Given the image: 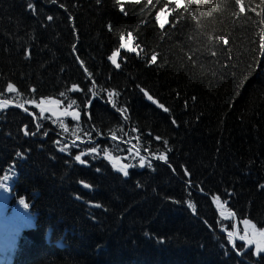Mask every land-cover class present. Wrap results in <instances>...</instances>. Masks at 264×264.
<instances>
[{"label":"trees","instance_id":"1","mask_svg":"<svg viewBox=\"0 0 264 264\" xmlns=\"http://www.w3.org/2000/svg\"><path fill=\"white\" fill-rule=\"evenodd\" d=\"M121 3L124 12L116 0H0V90L12 82L20 93H5L12 104L0 111V264H264L235 235L242 218L264 227V0H242L244 14L234 0H196L198 8L166 15L163 29L156 0ZM128 33L139 54L121 49L117 68L109 56ZM73 84L83 89L67 93L79 122L40 118L25 103L63 100ZM101 88L119 93L127 120ZM110 130L131 143L111 140ZM85 132L119 164L138 165L124 159L136 145L152 166L124 176L103 152L80 164L74 156L93 146Z\"/></svg>","mask_w":264,"mask_h":264},{"label":"snow or ice","instance_id":"2","mask_svg":"<svg viewBox=\"0 0 264 264\" xmlns=\"http://www.w3.org/2000/svg\"><path fill=\"white\" fill-rule=\"evenodd\" d=\"M135 3L139 4L141 3V0H134ZM213 2H215V0H213ZM234 2L238 5V8L240 10V14H244L246 12V8L244 7L242 0H234ZM51 3L55 4L57 3V0H51ZM116 3L118 5H120V11L124 12V6L121 3V0H116ZM157 5L159 6V11H157L155 19L157 22H159V25L161 27V29H163L165 27V23H166V15H172L174 12L183 9L184 12H190V6L194 5L198 8L199 4L196 3V0H156ZM147 4L148 5H153V0H147ZM61 8H64L63 4H60ZM28 8L30 10H34V5L33 4H28ZM47 19L49 21H51L53 19L52 16H48ZM71 19V17H70ZM174 19H178V18H174ZM262 23H264V21H262ZM111 27V26H109ZM262 36H264V33H262ZM134 37L132 36V33H128L127 34V38H125L124 34H121L120 36V44H119V48L114 51L110 56H109V60L111 61V63L113 65H115L117 68L120 67V64L117 62V58L120 55V50L124 49L128 52H133V53H138V48L139 45L137 46H133L132 41H133ZM216 39L219 42H222L224 45L228 44V39L224 36H218L216 37ZM260 47L262 49H264V42L261 43ZM74 50H75V45L73 46ZM213 55H215V53H213ZM30 58V52L26 51L25 52V59H29ZM77 59L79 60V57H77ZM157 61V54H152L150 57V62L151 63H155ZM81 66L84 67V62L80 61ZM84 71L85 73H87L88 77L90 80H92V88H89V92L92 93L93 97H96L99 95L98 92H96L94 89L96 88L95 85V81L94 79H92V73L88 72V69L86 67H84ZM32 92H35L36 90L33 88L31 89ZM76 91H83L82 88H80L79 85L77 84H73L71 85V87L69 89H66L65 92H60L59 96L64 98L62 99H53V98H45V97H41L39 98V101L37 102L35 99L32 100H27L25 101V103L27 104H32L34 105V107L36 109H39V116L40 118H46L44 116L45 112H50L52 113V115H57V118L59 119V117H71L72 120L79 122L81 119V109H80V105L77 104V101L75 99H72L71 97H69L67 95L68 92H76ZM101 91L106 92L107 93V97H108V102L112 104V106L114 108L117 109V111H119L121 113V115L123 116V118L125 120L128 119L126 113H127V109L126 108H117L116 105V101L113 99L114 97L118 96L119 93L115 92L114 90H107V89H103L101 88ZM142 92H144V95L147 97L148 100L152 101L153 103H157L158 101L154 100L153 96L150 95L146 90L141 89ZM5 93H9V94H17L19 95V91L17 86L12 83V82H7L6 84V88L0 90V111L6 110L10 104H12V101L8 98L5 97ZM194 99V98H193ZM66 106L63 108L62 111H59L60 106L62 104H65ZM92 104V100L88 99L85 102L84 105V109H85V115L89 116V119H91V116L89 113H87L86 109L89 108ZM45 105H51L53 107H45ZM16 107L22 108L25 112H28V109L24 107V104L22 103H17L15 105ZM158 106L160 108H162L165 112L169 111L167 108L164 107V105L162 104H158ZM36 115V114H33ZM173 123H175V121H173ZM40 125L37 124L36 125V129L37 131H39L40 129ZM60 127L63 128V130L65 132L69 131L68 126L64 123L63 120H60ZM77 128H79V123L77 124ZM82 131V129H79ZM122 131V129H121ZM133 131H136V129H133ZM111 132V140L113 141H117L120 140L122 143H131V141H124L122 140V138L118 137L116 134L115 130H110ZM75 134V133H74ZM86 136L89 137V144H92L93 146L89 147L86 151H81L80 154L75 155L74 156V160L79 162L82 165H87V161L82 159L83 156H95V155H99L101 152H103V158L108 159L110 162L113 163V167L116 168L117 171L121 172L124 176H128V169L131 167H136L139 166L141 168L145 167L146 165L148 167H151V160H146V158L144 156H142L140 154V148L137 147L136 145H132L131 147L125 149L124 151H127V153L129 154L128 156L124 157V159H128L129 157L132 158H138V165H133V164H119L120 161V157L118 156H113L107 148L101 149L99 145H95L94 141L91 139V133L89 132H85L84 133ZM24 135H36V132H29L27 126H25L24 129ZM45 135H47V133H45ZM125 135H127V133H125ZM137 140H139V137H136ZM155 139L160 140V137H156ZM76 140H81V137L79 135H76ZM76 140H74L72 142L73 146L78 147V145L76 144ZM81 142H83L81 140ZM57 143H59V141H57ZM163 143L165 145H167V141H163ZM69 146L65 145L64 147L60 148L61 152H65L68 151ZM133 149H135V153L133 154ZM144 151H148L147 148L144 149ZM18 157L21 156V153H17L16 154ZM152 158L157 159V160H162L165 163H168L167 160V155L165 153H160L159 155H156L155 152L151 153ZM117 165H119L117 167ZM170 166V165H169ZM97 171H100L99 169H97ZM187 174V173H186ZM9 176L8 175H4L3 176V180L4 181H8L9 180ZM0 187H5V185L3 183H0ZM85 188H89L90 185L89 184H84ZM261 188H264V185H260ZM220 200L219 196H215L213 197V201L214 202H218ZM20 203L24 205L25 208L28 207V205L23 201L20 200ZM226 203V202H225ZM99 205H97L98 207ZM189 207H192L191 204H189ZM220 215L222 217H224L225 219H228V217L225 216L224 212L221 211ZM230 216H234L235 213H229ZM239 223H241L244 227H243V235H240L239 232L237 231L235 233L236 237L240 240V241H244L245 243L241 246L245 251L248 250L249 246H253L254 245V250H253V255L254 256H260L261 254H264V227L262 228H257L256 224H254L250 219L248 218H242ZM232 227L235 229L237 228L236 224H233ZM251 229V231L249 230ZM227 236H228V241L229 243L232 245V247L235 249L236 247V243H235V239L234 237V232L233 231H228L227 232ZM238 255H242L243 253L241 251H237Z\"/></svg>","mask_w":264,"mask_h":264},{"label":"rangeland","instance_id":"3","mask_svg":"<svg viewBox=\"0 0 264 264\" xmlns=\"http://www.w3.org/2000/svg\"><path fill=\"white\" fill-rule=\"evenodd\" d=\"M45 107H53V106H51V105H45ZM39 110V109H38ZM63 109L62 108H60L59 109V111H62ZM45 114H48V115H51V116H53V117H57L58 116V113H57V115H52V113H50V112H45ZM250 231H251V229H249ZM244 242V241H243ZM245 243V242H244ZM253 247H254V245H253Z\"/></svg>","mask_w":264,"mask_h":264},{"label":"bare ground","instance_id":"4","mask_svg":"<svg viewBox=\"0 0 264 264\" xmlns=\"http://www.w3.org/2000/svg\"><path fill=\"white\" fill-rule=\"evenodd\" d=\"M60 108H61V107H60ZM230 219H232V216L229 215L228 219H226V220H230Z\"/></svg>","mask_w":264,"mask_h":264}]
</instances>
